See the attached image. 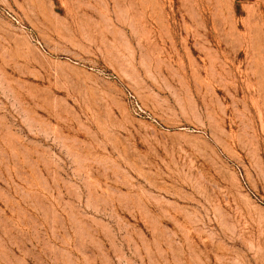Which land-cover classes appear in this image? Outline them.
<instances>
[{
  "label": "rangeland",
  "instance_id": "1",
  "mask_svg": "<svg viewBox=\"0 0 264 264\" xmlns=\"http://www.w3.org/2000/svg\"><path fill=\"white\" fill-rule=\"evenodd\" d=\"M0 264H264V0H0Z\"/></svg>",
  "mask_w": 264,
  "mask_h": 264
}]
</instances>
